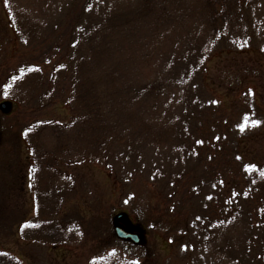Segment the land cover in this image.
Wrapping results in <instances>:
<instances>
[{"label": "rangeland", "instance_id": "374dc122", "mask_svg": "<svg viewBox=\"0 0 264 264\" xmlns=\"http://www.w3.org/2000/svg\"><path fill=\"white\" fill-rule=\"evenodd\" d=\"M154 1L150 0V4H155ZM189 1H175L159 13L152 9L147 19L144 13L139 15L142 18L135 16L144 6V0H0V106L11 103L9 110L6 106L3 114L0 112V253L21 264H203L207 261H200V255L204 258L207 255L199 248L191 222L197 215L207 221L223 204H232L231 181H241L235 194L243 192L245 165L264 169V0H253L250 3L253 6L246 11L248 15L243 22L239 20L236 33L222 36L210 47L201 60L198 75L184 93L177 86L171 98H161L162 102L174 100L172 109L179 120L175 126V143L189 158L172 162L171 153L149 147L142 151L141 163L125 165L115 161L109 167L95 163L76 167L55 165L62 179L71 182L64 190L62 185L52 183L56 190L59 188L60 201L50 218L40 217L36 212L34 192L37 187L44 191L49 188L47 183L38 184L40 170L36 168L25 131L36 121L68 123L71 115L62 103L40 113L36 103L26 108L19 100L7 99L4 94L10 78L23 65L42 67L45 74L62 63L70 66L74 42L82 41L77 33L109 23L114 6L127 19L135 16L131 25L140 29L144 38L139 41L144 42L145 48L141 49L145 51L140 52L154 51L150 64L140 71V84H150L171 58L176 66L175 74L180 78L185 75L181 57L189 45L183 43L174 50V39L188 36L192 29L189 23H198L187 17ZM184 5L185 13L181 10ZM12 7L45 24L40 38L26 41L17 33ZM164 12L168 17L159 22L158 17ZM123 26L120 25L121 30ZM257 29L261 31L259 34ZM205 34L204 43H197V52L209 41L210 36ZM158 36L169 40L164 56ZM130 49L122 48L119 57L113 51L115 55L105 58L131 60L138 51L136 47ZM46 87L41 91H46ZM242 127L244 131H240ZM157 170L161 178L157 177ZM199 180L200 194L192 190ZM119 213H127L135 226H143L142 245L116 238L114 223ZM41 220L50 221L52 229L66 235V241L56 246L24 240L21 228ZM251 223L247 219L243 225L252 230ZM243 237L244 233L240 238ZM237 253L234 256L239 264H264Z\"/></svg>", "mask_w": 264, "mask_h": 264}, {"label": "trees", "instance_id": "16d2710c", "mask_svg": "<svg viewBox=\"0 0 264 264\" xmlns=\"http://www.w3.org/2000/svg\"><path fill=\"white\" fill-rule=\"evenodd\" d=\"M144 1V6L135 15L137 18H142L139 15L144 13L150 19L152 9L159 13L163 8L169 9L175 1L181 0H155V4H150V0ZM252 1H189L187 17L198 23H189L192 25L189 35L193 32L194 37L185 35L174 39V50H178L183 43L189 45L182 60L180 59L185 74L180 78L175 74L176 66L171 58L162 66L161 72H156L157 78L150 84H140V71L146 68L147 63L150 64L154 51L142 53L145 51L141 49L145 48L142 46L144 42L139 40L144 38L138 31L140 29L131 25L135 16L127 19L117 6L111 10L109 23H105L103 27L90 26L77 33L82 41L74 42L70 66L62 63L45 74L42 67L23 65L25 67L13 75L4 88L6 98L19 100V104L26 108L28 104L36 103L40 113L55 109L53 107L57 103H62L71 115L68 123L57 120L36 121L30 130L25 131L26 142L30 145L36 168L40 170L41 181L39 179L38 184L47 183L49 188L44 191L37 187L36 193L34 192L37 215L52 217L51 214H55L56 204L60 201L59 188L56 190L55 185H62V190L70 187L71 181L62 179V175L55 171V165L76 167L82 163H95L109 167L115 161L125 165L131 162L141 163L142 151L149 147L159 152L171 153L169 159L172 162H177L179 158L183 161L189 158L188 155L184 156L183 148L175 143V126L179 120L174 117V100L172 98L162 102L161 98H171L177 86L183 93L186 91L198 75L204 55L222 36L236 33L241 24L239 20L243 22L248 15L246 11L253 6L250 4ZM146 5L148 13L144 12ZM185 9L184 5L181 9L183 13ZM167 15L164 12L158 17V21H163ZM12 20L14 29L26 41L40 38L45 29V24L40 20H33L28 13L14 7ZM234 24L238 25L231 32ZM120 25H124L122 30ZM260 32L257 29V33ZM205 33L210 36L209 41L197 52V43H204L202 37ZM157 40L161 56H164L167 52L165 47L169 48V40L165 36H158ZM132 47H136L138 53L131 60L110 61L105 58L114 52L119 57L123 52L122 48L131 50ZM45 87L47 90L41 91ZM246 169L247 173L241 183L246 184L243 192L236 195L234 192L241 181H231V205L230 202L223 204L221 210L207 221L197 215L191 222L194 237L200 242L199 248L207 255L205 258L200 255L201 262L207 260L203 264H239V259L234 256L236 252L237 256L249 255L254 263H264V169L251 164L245 165ZM156 174L158 178L162 177L158 170ZM192 190L200 194V180L192 185ZM247 219L252 222V230L243 225ZM242 233L245 234L244 239L240 238ZM20 234L24 240L53 243L56 246L66 241V235L52 229L50 221L46 220L27 223L21 228ZM0 264L21 262L0 253Z\"/></svg>", "mask_w": 264, "mask_h": 264}, {"label": "water", "instance_id": "95a60500", "mask_svg": "<svg viewBox=\"0 0 264 264\" xmlns=\"http://www.w3.org/2000/svg\"><path fill=\"white\" fill-rule=\"evenodd\" d=\"M6 105L7 104H3L2 108H5ZM124 217H127V215L126 214H120V215H118L115 218V222L116 223H115V226H114V230H115L116 236L119 239H121V240L131 241L135 245L141 244L142 236H140L139 234L133 233L132 230L128 231L127 229H125V228L121 227L120 225H118L117 222H119Z\"/></svg>", "mask_w": 264, "mask_h": 264}, {"label": "snow or ice", "instance_id": "6c2138e0", "mask_svg": "<svg viewBox=\"0 0 264 264\" xmlns=\"http://www.w3.org/2000/svg\"><path fill=\"white\" fill-rule=\"evenodd\" d=\"M244 130L245 129L243 127L240 129V131H244ZM200 143H202V141ZM238 159H239V157H238ZM262 175H264V173H262Z\"/></svg>", "mask_w": 264, "mask_h": 264}, {"label": "flooded vegetation", "instance_id": "af4514ba", "mask_svg": "<svg viewBox=\"0 0 264 264\" xmlns=\"http://www.w3.org/2000/svg\"><path fill=\"white\" fill-rule=\"evenodd\" d=\"M6 109H9V107H7Z\"/></svg>", "mask_w": 264, "mask_h": 264}]
</instances>
